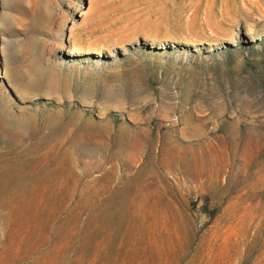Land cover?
<instances>
[{
	"label": "rangeland",
	"instance_id": "1",
	"mask_svg": "<svg viewBox=\"0 0 264 264\" xmlns=\"http://www.w3.org/2000/svg\"><path fill=\"white\" fill-rule=\"evenodd\" d=\"M0 264H264V0H0Z\"/></svg>",
	"mask_w": 264,
	"mask_h": 264
},
{
	"label": "bare ground",
	"instance_id": "2",
	"mask_svg": "<svg viewBox=\"0 0 264 264\" xmlns=\"http://www.w3.org/2000/svg\"><path fill=\"white\" fill-rule=\"evenodd\" d=\"M2 179V178H1Z\"/></svg>",
	"mask_w": 264,
	"mask_h": 264
}]
</instances>
